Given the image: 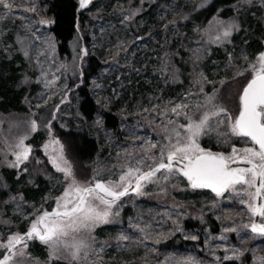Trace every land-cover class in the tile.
Here are the masks:
<instances>
[{
    "label": "rangeland",
    "instance_id": "rangeland-1",
    "mask_svg": "<svg viewBox=\"0 0 264 264\" xmlns=\"http://www.w3.org/2000/svg\"><path fill=\"white\" fill-rule=\"evenodd\" d=\"M208 1L89 0L67 56L58 52L46 0L0 4V92L3 85L18 93L16 105L0 95V258L9 238L23 237L43 212L57 208L72 182L57 170L67 161L73 172L58 129H85L99 140L92 175L80 180L72 174L86 186L119 182L129 167L145 172L160 162V146L169 144L174 127L186 136L179 125L186 126L188 117L199 122L216 108L226 115L209 119L200 148L228 157L233 148L253 147L231 134L227 116L239 115L241 92L264 53V0L222 9L204 26L190 21L189 14ZM91 55L102 63L90 82L92 95L100 108L119 116L120 136L100 113L86 121L77 109L71 81ZM24 149L28 158L18 161ZM248 193L255 188L237 185L217 196L192 188L179 172L162 170L139 192L119 199L107 223L65 238L87 245L78 259L63 246L53 253L33 237L13 250L7 264H264V234L251 230L249 205L257 198Z\"/></svg>",
    "mask_w": 264,
    "mask_h": 264
},
{
    "label": "snow or ice",
    "instance_id": "snow-or-ice-1",
    "mask_svg": "<svg viewBox=\"0 0 264 264\" xmlns=\"http://www.w3.org/2000/svg\"><path fill=\"white\" fill-rule=\"evenodd\" d=\"M88 2L89 0H80V7H85ZM0 4H3L5 8H11L8 0H0ZM224 35H229V32L225 31ZM258 62L259 67L252 66V79L244 87L240 96L239 115L234 118L227 116L231 134L244 138L246 142L250 141L253 147L240 150L233 148L232 155L228 157L200 148L197 141L208 128L209 119L221 113L226 115L225 109L216 108L211 113H205L199 122H194L191 117H188L190 122L186 126L179 125L178 127L183 128L187 133L186 136H182L178 128L174 127L168 137L169 144L160 146V162L155 166L147 165L149 170L146 172L139 167H129L119 177V182L104 183L97 180L94 185H82L72 177L71 167L67 161H64L65 167L60 168L57 165V170L64 172L66 178L71 179L72 182L58 198V207L51 213L43 212L32 223L30 231L26 234L27 238L38 237L42 243L53 250V253L63 246L71 250L70 255L73 260L78 259L81 249L86 248L87 245L75 238L69 243L65 238L70 233L79 232L81 229H90L97 223H107L112 206L128 194L130 178L135 179V189L139 192L143 181L151 180L162 170L179 172L188 179L192 188H210L217 196L225 190L234 189L237 185H247L248 188H255V193H248L250 198L264 199L262 195L264 193V53L260 54ZM212 99L209 98L208 103H211ZM180 107L181 105H177L172 112L176 113ZM218 123H224V121ZM33 130H35L34 124ZM151 147L156 148L158 145L152 144ZM240 152L243 155H239ZM27 158V149L17 154L18 161ZM150 159L155 161L156 157L153 156ZM237 161L249 167H230V164ZM137 163L143 164L144 161L139 160ZM175 165H182V167H174ZM249 207L254 216H264V203L250 204ZM251 230L254 233L264 234V224L253 223ZM120 238L126 239L123 236ZM23 240L22 236L10 237L7 245L8 252H12L13 248ZM19 254L23 256L24 253ZM9 258L6 255L3 260H0V264H7Z\"/></svg>",
    "mask_w": 264,
    "mask_h": 264
},
{
    "label": "trees",
    "instance_id": "trees-1",
    "mask_svg": "<svg viewBox=\"0 0 264 264\" xmlns=\"http://www.w3.org/2000/svg\"><path fill=\"white\" fill-rule=\"evenodd\" d=\"M242 1L209 0L202 7L193 10L188 18L199 26H204L218 11L229 9ZM46 5L52 16L50 30L57 41L58 52L67 56L71 52L72 40L77 36L88 16L85 9L80 7L79 0H46ZM233 39L236 43L240 42L238 34H234ZM101 68L102 63L99 58L96 55L89 56L81 67L78 78L71 81V90L77 96V109L83 119L91 121L96 113H100L105 126L110 128L115 135L120 136L119 116L113 111L100 108L90 89L91 79ZM13 76L15 78V75ZM1 88L4 91L0 92V95L4 96L6 104L13 105L17 102V92L10 87L4 88L3 85ZM57 137L63 144L67 160L72 165L74 177L80 180L88 179L93 173L96 156L100 150L99 140L85 129H58ZM49 169L55 174L51 166ZM173 242L174 240H169L168 244H174Z\"/></svg>",
    "mask_w": 264,
    "mask_h": 264
},
{
    "label": "water",
    "instance_id": "water-1",
    "mask_svg": "<svg viewBox=\"0 0 264 264\" xmlns=\"http://www.w3.org/2000/svg\"><path fill=\"white\" fill-rule=\"evenodd\" d=\"M248 84V83H247ZM243 92V91H242ZM176 167H182V165H175ZM230 167H233V168H236V167H240V168H243V167H249V165H247V164H243V163H240L239 161H237V163H233V164H230ZM149 170V169H148ZM148 170H146V171H148ZM145 171V172H146ZM182 175V174H181ZM183 176V175H182ZM186 178V177H185ZM203 189H208V190H211L210 188H203ZM136 191V189H135V181L132 183V184H130V186H129V190H128V194L127 195H129V194H131V193H133V192H135ZM212 191V190H211ZM213 192V191H212ZM224 192V191H223ZM127 195H125V196H127ZM262 195H263V193H262ZM125 196H123V197H125ZM123 197H121V198H123ZM120 198V199H121ZM261 203H264V199H261V198H257V201H256V205H259V204H261ZM53 209H56V208H53ZM53 209L52 210H50V211H48L49 213H51L52 211H53ZM260 215H255L254 216V220H253V223H256V224H264V223H261L260 222ZM30 231V229L26 232V234L28 233ZM258 233V232H257ZM26 234H24V240L20 243V244H23V243H25V242H27L29 239L27 238V235ZM38 238V237H37ZM20 244H17L14 248H13V250L17 247V246H19ZM13 250H12V252H13ZM12 252H8V249H7V251L4 253V255H3V257H1L0 258V260H3L4 259V257L7 255V256H9L10 257V255L12 254Z\"/></svg>",
    "mask_w": 264,
    "mask_h": 264
},
{
    "label": "flooded vegetation",
    "instance_id": "flooded-vegetation-1",
    "mask_svg": "<svg viewBox=\"0 0 264 264\" xmlns=\"http://www.w3.org/2000/svg\"><path fill=\"white\" fill-rule=\"evenodd\" d=\"M261 223H264V222H261Z\"/></svg>",
    "mask_w": 264,
    "mask_h": 264
}]
</instances>
